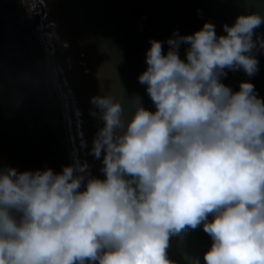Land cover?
I'll return each instance as SVG.
<instances>
[{
	"label": "water",
	"instance_id": "95a60500",
	"mask_svg": "<svg viewBox=\"0 0 264 264\" xmlns=\"http://www.w3.org/2000/svg\"><path fill=\"white\" fill-rule=\"evenodd\" d=\"M0 25V74L55 90L4 124L23 210L75 203L86 264H264V0H0ZM54 96L66 143L32 144Z\"/></svg>",
	"mask_w": 264,
	"mask_h": 264
},
{
	"label": "trees",
	"instance_id": "16d2710c",
	"mask_svg": "<svg viewBox=\"0 0 264 264\" xmlns=\"http://www.w3.org/2000/svg\"><path fill=\"white\" fill-rule=\"evenodd\" d=\"M4 29L0 25L1 36L5 35L3 33ZM30 50L38 60L43 59L40 45L33 36L30 41ZM19 78L21 82L14 83L12 80L0 76V146L5 156L6 175L9 177V184L1 205L21 218L24 238L38 240L45 236H52L54 241L49 246L46 254L42 256V260L48 259L49 264H86L82 238L77 225L78 218L75 203L66 202L50 213L33 215L19 206L13 194V182L24 172L26 167L15 158L4 124L8 118L13 116L15 107L25 96L37 91L53 92L52 80L49 78L47 71H40ZM54 113L55 111L51 110L43 114L40 120L32 123L29 132L32 144L48 135L58 138L62 136V118L61 116L56 117ZM52 117L57 121V125L54 127L48 120ZM70 181L71 176L67 173V169L55 178V182L59 184ZM12 242L13 239L10 238L9 229L0 226V246Z\"/></svg>",
	"mask_w": 264,
	"mask_h": 264
},
{
	"label": "rangeland",
	"instance_id": "374dc122",
	"mask_svg": "<svg viewBox=\"0 0 264 264\" xmlns=\"http://www.w3.org/2000/svg\"><path fill=\"white\" fill-rule=\"evenodd\" d=\"M9 184L6 175L5 156L0 146V226L9 229L12 243L0 246V264H49L48 259L42 260L49 246L53 243L52 236H45L38 240L23 237L21 218L1 205L5 191ZM78 225V223H77ZM37 241L36 243H34Z\"/></svg>",
	"mask_w": 264,
	"mask_h": 264
},
{
	"label": "flooded vegetation",
	"instance_id": "af4514ba",
	"mask_svg": "<svg viewBox=\"0 0 264 264\" xmlns=\"http://www.w3.org/2000/svg\"><path fill=\"white\" fill-rule=\"evenodd\" d=\"M19 3H20V0H19ZM1 26H3V25H1ZM5 29H4V34L5 35H0V55H7L8 53H9V51H10V49H9V44H8V38H9V36H8V32H9V30H8V28L7 27H5V26H3ZM6 29H7V31H6ZM31 37H32V35H31ZM31 37H30V41H31ZM39 43V42H38ZM40 45V44H39ZM40 48H41V45H40ZM41 50H42V48H41ZM31 51V50H30ZM32 53V52H31ZM43 53V52H42ZM35 57V56H34ZM36 58V57H35ZM41 63L42 62H44L45 60H44V56H43V59L42 60H39ZM46 72V71H45ZM47 74H48V76H49V78L52 80V84H53V92L55 91L54 90V82H53V78H52V73H51V71H49V70H47ZM0 76L1 77H5V76H3V75H1L0 74ZM26 77V76H25ZM5 78H8V79H10V80H12L14 83L15 82H18V83H20L21 81H20V78L18 77V78H9V77H5ZM49 92V91H48ZM56 95V94H55ZM54 100L57 102V107L55 108V109H53L54 111H55V116L56 117H59V116H61V121H62V136L60 137V139H62L63 140V142L64 143H66V136H65V129H64V122H63V116H62V108H61V106H60V104H59V102H58V98L56 97V96H54ZM50 112V111H49ZM48 113V112H47ZM46 114V113H45ZM42 117V116H41ZM51 123H52V126L54 127V126H56L57 125V121L55 120V118L54 117H52V118H49L48 119ZM31 128V127H30ZM29 132H30V130H29ZM66 170V169H65ZM67 173L69 174V176H71V173H70V168H67Z\"/></svg>",
	"mask_w": 264,
	"mask_h": 264
}]
</instances>
